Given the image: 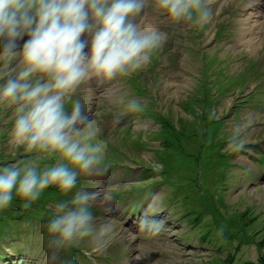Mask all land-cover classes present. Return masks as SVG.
Here are the masks:
<instances>
[{"label":"rangeland","instance_id":"obj_1","mask_svg":"<svg viewBox=\"0 0 264 264\" xmlns=\"http://www.w3.org/2000/svg\"><path fill=\"white\" fill-rule=\"evenodd\" d=\"M220 4L204 28L164 24L149 11L145 19L167 33L149 63L107 93H78L100 138L110 141L108 175L81 177L77 186L113 193L110 215L92 209L113 228L107 249L93 254L97 264H107L104 258L114 264H264V0ZM132 99L142 113L124 111ZM211 111L217 118L209 119ZM249 112L255 117L249 143L240 153L225 151L227 129ZM13 122V109L0 107V167L36 156L8 151ZM55 162L41 158L38 168ZM148 191L160 194L157 218L165 221L155 235L137 224ZM64 198L50 187L27 212L18 198L0 212V264H44L41 225ZM69 255L75 264H90L83 250Z\"/></svg>","mask_w":264,"mask_h":264},{"label":"clouds","instance_id":"obj_2","mask_svg":"<svg viewBox=\"0 0 264 264\" xmlns=\"http://www.w3.org/2000/svg\"><path fill=\"white\" fill-rule=\"evenodd\" d=\"M222 7L218 0H0V107L12 108L14 115L6 146L9 152L23 148L36 154L0 167V212L17 198L27 212L50 187L67 197L57 199L41 225L44 264H75L69 255L73 249L83 250L95 264L93 254L112 240L111 220L98 221L92 210L99 207L110 215L112 191L77 187L81 177H105L111 169L106 162L110 141L100 138L102 130L78 93L93 88L107 93L149 63L167 39L145 19L149 11L164 24L204 28ZM144 110L137 99L124 109ZM215 118L211 111L209 119ZM254 119L249 112L230 125L225 151L245 149ZM120 120L114 117L113 125ZM41 158L56 162L40 170ZM144 199L138 229L158 234L165 226L157 218L160 194L148 191ZM223 232L221 227L217 235Z\"/></svg>","mask_w":264,"mask_h":264},{"label":"bare ground","instance_id":"obj_3","mask_svg":"<svg viewBox=\"0 0 264 264\" xmlns=\"http://www.w3.org/2000/svg\"><path fill=\"white\" fill-rule=\"evenodd\" d=\"M256 44L254 43V46H255Z\"/></svg>","mask_w":264,"mask_h":264}]
</instances>
